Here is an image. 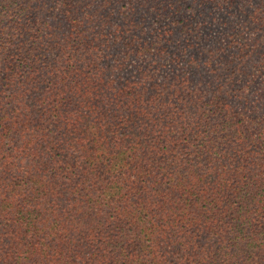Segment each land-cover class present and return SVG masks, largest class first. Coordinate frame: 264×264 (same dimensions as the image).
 <instances>
[{
	"label": "trees",
	"instance_id": "16d2710c",
	"mask_svg": "<svg viewBox=\"0 0 264 264\" xmlns=\"http://www.w3.org/2000/svg\"><path fill=\"white\" fill-rule=\"evenodd\" d=\"M186 1L0 0V264H264V86L253 101L243 83H264V0H218L247 9L236 26L248 31L236 58L210 46L220 67L199 63L203 48L187 36L201 33L189 22L167 41L182 49L179 82L159 85L145 71L128 84L103 65L116 42L102 38L96 5H130L114 16L128 47L141 10L181 16ZM56 21L67 28L55 42L63 63L47 68ZM13 136L32 161L6 148Z\"/></svg>",
	"mask_w": 264,
	"mask_h": 264
},
{
	"label": "rangeland",
	"instance_id": "374dc122",
	"mask_svg": "<svg viewBox=\"0 0 264 264\" xmlns=\"http://www.w3.org/2000/svg\"><path fill=\"white\" fill-rule=\"evenodd\" d=\"M218 0H187L184 4V9L186 8V11H183V15H174L170 16L168 18L167 12L164 11L163 13H160V17H157L155 15H152L148 17L149 15L147 13H144V10H141L139 14V18L142 17V13L146 19V22L140 27L139 31L135 34V39L132 42L131 46H126V42L122 44V40L116 41V36L119 32L116 31V22L115 17L119 18L120 16H123V14H128L130 5H126L122 8L121 4L115 5L114 10L110 11L111 8L108 10V8H105L103 10L99 9V7L96 5L97 9V15L100 16L102 19H99L101 22V26H98V29H101V33L103 34L102 38L109 39V40H115L116 43L113 44V47H115L114 53H109L107 51L105 54L109 55L106 60H104L103 65L108 69V72L110 75H108V79H113L117 77H121L119 81L125 82L126 80H130L129 83L138 81V78L142 77V74L145 71H152V75H154V80L159 83V85H162L164 83L170 84L172 81H174V76H177V80L179 82V75L180 74H187L186 68L184 67L182 72L179 71L177 67V60L178 55L181 54L182 49H178L179 47H175L173 49H168L167 47L173 46L171 43H167V41L170 38L171 32L170 29L172 26L176 29V31L179 32V29L183 26L184 23H191L190 29H198V31L201 33L199 36L191 35L187 36L188 38H192V42L196 45L197 48H203L200 51L201 60H199V63L204 62L206 65L211 59V61L214 63L212 67H220V63H218L217 57H219V53H215L214 56L210 54L211 47L213 46H220L223 45L225 47H229V54L230 52H233L234 58L237 57V50L239 44L243 42L244 39H246L245 33L248 31H243V35L239 36V34L242 32V28L240 26L236 25H242L244 21V13L247 11L246 8H243L242 6H234L231 9H225L222 8L223 4H219ZM206 3V8L203 6V4ZM208 3V5H207ZM244 3V2H243ZM129 4V3H128ZM190 5V8H187V6ZM155 11V9H153ZM58 12V11H57ZM118 12V13H116ZM112 15V17H110ZM126 17V16H124ZM108 18V19H106ZM138 18V19H139ZM136 19L137 22H140V20ZM179 19H183L184 22L182 24L178 23ZM237 19V22L233 23ZM232 22V24L230 23ZM168 23V24H167ZM175 23V25H173ZM129 24V21H124L121 26L126 27V25ZM55 25L59 28L55 32V36L57 37L54 40H50L46 43L45 47H49V50L46 51V57L44 60H42L45 63V66L48 68V66H57L60 67L63 63V58L61 55H58V47L55 46V42L60 43L62 39L65 37L66 33V25L64 23H58V21L55 22ZM136 25V24H132ZM42 29V27H41ZM69 29V28H68ZM132 30H135L131 28ZM142 33H139L141 32ZM46 33V32H44ZM183 33V32H182ZM198 33V32H197ZM175 34H172V38H174ZM185 34H178L180 44L184 43V40L186 39ZM43 36V33H42ZM24 45H27L26 43ZM146 45L147 47H151V50L148 52H144L141 55H134V51H139L141 47H144ZM187 43L181 46H186ZM164 49V50H163ZM131 50V52H130ZM162 51V52H161ZM212 51V50H211ZM22 52V51H21ZM31 52V50H30ZM161 52V53H159ZM213 52V51H212ZM32 53V52H31ZM40 51L38 52V54ZM21 54V53H20ZM155 54V55H154ZM175 54V55H174ZM159 55V56H158ZM157 56V57H155ZM143 60H140V59ZM117 60V61H116ZM206 61V62H205ZM119 62L120 65L119 66ZM48 65V66H47ZM108 67H111L108 68ZM192 70H189V73L198 76V71L193 66L191 67ZM206 71L211 70L210 68L204 67ZM227 68V66L225 67ZM48 69H46L47 71ZM205 71V72H206ZM48 72V71H47ZM180 73V74H177ZM186 76V75H184ZM206 76L209 77V80L211 83L214 82L213 78L215 75H208L206 73ZM4 74H0V81H4L3 79ZM21 75L16 76V79L21 80ZM153 79V78H152ZM250 82L244 84H250L255 89H250L248 95H250V100L253 101H259L262 98L263 95V86L264 83L261 81V79L254 78H246ZM252 81H255V83H251ZM48 84V83H47ZM10 83H8V86ZM127 85V84H126ZM176 85V84H173ZM242 84L240 83V86ZM47 86L46 84H43L41 88H44ZM9 88V87H8ZM46 88V87H45ZM214 89V88H213ZM45 90V89H44ZM14 89L9 88V95L13 93ZM197 93H194L192 96H196ZM236 100V98H233ZM235 105H239L237 101H235ZM132 109V108H131ZM2 107H0V116L2 112ZM46 117V116H45ZM3 123V122H1ZM42 125H44L41 122L35 121L34 126H36L35 132L36 134V143L43 144V142L46 140L47 132H45L42 128ZM23 142V139H19L17 136L10 137L6 140V148L8 147H15L16 153L20 155V157H26L25 160L32 161L30 155H24V152L22 148H19L20 144ZM36 145V144H34ZM49 145L45 144L44 149H48ZM44 149L42 152H44ZM240 155V154H239ZM236 163V159L230 160L228 162L227 167L228 169H231L234 167V164ZM47 182L52 178V176H49V171L44 173ZM48 179V180H47ZM166 188V187H165ZM44 194V193H43ZM48 195L45 194L42 197H47ZM107 217H110V214L108 213L106 215ZM123 225H127V222L125 221ZM106 230H109L110 234L113 235V233L117 230V228H114L113 225H109L106 227ZM121 240L124 241L123 236L121 237ZM119 243L120 241L117 239L116 241Z\"/></svg>",
	"mask_w": 264,
	"mask_h": 264
}]
</instances>
